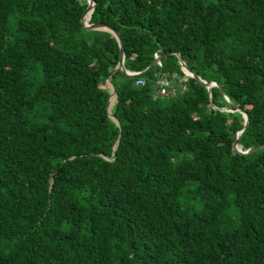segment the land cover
Listing matches in <instances>:
<instances>
[{"label":"trees","instance_id":"1","mask_svg":"<svg viewBox=\"0 0 264 264\" xmlns=\"http://www.w3.org/2000/svg\"><path fill=\"white\" fill-rule=\"evenodd\" d=\"M95 2L129 71L169 55L112 73L88 0H0V264H264V0ZM172 52L230 102L155 99Z\"/></svg>","mask_w":264,"mask_h":264},{"label":"water","instance_id":"2","mask_svg":"<svg viewBox=\"0 0 264 264\" xmlns=\"http://www.w3.org/2000/svg\"><path fill=\"white\" fill-rule=\"evenodd\" d=\"M95 6H96L95 0H88V6L86 7V9H85V11H84V13L82 15L81 21L83 23V26L86 27V28L108 30V31L112 32L116 36V38L118 39L119 44H120V47H121V56H120L119 63L117 64L116 68L113 70L112 73H115L116 71L120 70L125 75H128L130 77L136 78V77H139V76L145 74L148 70H150L155 65L160 64L161 61L165 57H167L169 55V54H161V55H158L154 59V61L152 62V64L147 69H145L143 71H140V72H132V71H129L125 67L126 51H125V47H124V44H123V40H122L121 36L119 35V33L116 31V29H114L110 25L105 24L103 22H91V17H92V14H93L94 10H95ZM88 13H90V17H89L88 20H86V16L88 15ZM170 54H174V55L177 56L178 62H179V65H180L181 69L182 70H185L187 72V74L189 75V77L196 79L198 82H200L201 84L205 85L208 88L211 97H212V89H213V87H218L220 89L222 95L226 98V100L228 102H230L229 97L224 92L223 88L220 86V84L218 83V81H216V80H208V79L203 78L201 75H199L195 70H193L191 68V66L189 65V63L187 62V60L184 59V57L181 55V53H179V52H172ZM108 82H110L112 84V89L110 90L111 95H110V99H109V103H108V112H109L110 116L118 124H120V121L112 113V106H113L112 105V97L115 96V100L117 98L116 88H115V85L112 82L111 77H109ZM113 103H114V101H113ZM239 111L244 115V117L246 119V122H245L244 127L238 132V135H237V137L235 139V142H234V148L238 152H240L242 154H249V153L255 152V151L263 148L264 147V144L257 145L255 147H252V148L248 149V150H244L239 145V139H240L241 135L245 132V130L247 129V127H248V125L250 123V117H249L248 112L246 110H243V109H239ZM118 144H119V141H117L116 145L114 146V151L115 152H116V149L118 147Z\"/></svg>","mask_w":264,"mask_h":264},{"label":"built area","instance_id":"3","mask_svg":"<svg viewBox=\"0 0 264 264\" xmlns=\"http://www.w3.org/2000/svg\"><path fill=\"white\" fill-rule=\"evenodd\" d=\"M189 78L185 70H182V72H157L153 84L154 98L169 99L185 94L188 91ZM136 84L146 85L147 79L139 78Z\"/></svg>","mask_w":264,"mask_h":264},{"label":"rangeland","instance_id":"4","mask_svg":"<svg viewBox=\"0 0 264 264\" xmlns=\"http://www.w3.org/2000/svg\"><path fill=\"white\" fill-rule=\"evenodd\" d=\"M107 87H109L110 88V90L112 89V84L110 83V82H107ZM114 101H116V100H114ZM113 105V104H112Z\"/></svg>","mask_w":264,"mask_h":264},{"label":"bare ground","instance_id":"5","mask_svg":"<svg viewBox=\"0 0 264 264\" xmlns=\"http://www.w3.org/2000/svg\"><path fill=\"white\" fill-rule=\"evenodd\" d=\"M89 17H90V13H88V15L86 16V20H88ZM114 97H115V96H114ZM113 101H114V99H113ZM113 101H112V104H113Z\"/></svg>","mask_w":264,"mask_h":264}]
</instances>
